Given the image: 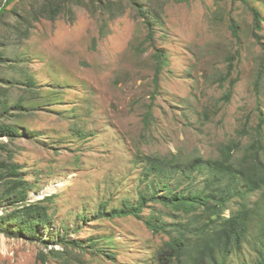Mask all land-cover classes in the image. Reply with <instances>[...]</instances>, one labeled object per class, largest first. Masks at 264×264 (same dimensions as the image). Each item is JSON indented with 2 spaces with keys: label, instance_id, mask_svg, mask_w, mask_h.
<instances>
[{
  "label": "rangeland",
  "instance_id": "rangeland-1",
  "mask_svg": "<svg viewBox=\"0 0 264 264\" xmlns=\"http://www.w3.org/2000/svg\"><path fill=\"white\" fill-rule=\"evenodd\" d=\"M6 1L0 127L17 137L0 134V215L38 203L51 218L34 236L0 234V264H156L168 235L131 215L96 217L139 192L151 195L144 156L186 163L219 158L224 145L237 144L240 159L259 140L250 157L264 165V0ZM139 10L157 20L150 40ZM193 176L172 189L204 188L205 172ZM19 180L25 201L5 196L6 183ZM258 196L234 198L225 215ZM142 208L143 219L163 213L167 223L177 221L159 202ZM260 230L259 221L248 224L225 264H264Z\"/></svg>",
  "mask_w": 264,
  "mask_h": 264
},
{
  "label": "trees",
  "instance_id": "trees-1",
  "mask_svg": "<svg viewBox=\"0 0 264 264\" xmlns=\"http://www.w3.org/2000/svg\"><path fill=\"white\" fill-rule=\"evenodd\" d=\"M241 1L246 6L249 5L246 0ZM7 2L10 0L6 1V4ZM133 2L136 4L137 1ZM249 9L259 24L262 19L259 11L253 6H249ZM3 11V7H0V14ZM139 14L145 18L147 27L149 31L151 30L147 36L150 40L154 36L152 28L157 20L149 15L148 10L144 13L139 10ZM231 30L237 37V27L232 25ZM24 34H27V28ZM153 56L157 58L159 66L162 63L166 64L167 56L164 51L157 50ZM231 65L229 64V68ZM157 68L159 70V67ZM155 77L157 80V75ZM226 96L228 98V95ZM0 134L10 138L17 137L15 130L8 127H0ZM255 144H252L240 159L234 158L237 144L224 145L219 158L204 160L197 157L186 163L172 161L165 156L146 155L143 157L142 172L145 174L143 180L147 181V186L152 190L151 195L139 192L134 199L135 202L131 198L124 199L122 207H114L108 211L106 208L102 209L96 217L114 218L131 215L142 219L153 234L168 235L171 242L159 245L160 248L154 257L156 264H225L231 253L240 248L248 224L259 221L261 230L258 236L264 237V165L253 158L257 155L251 151L260 148V141L256 140ZM201 171L206 174L204 188L172 189L173 184L193 182L195 179L193 175ZM9 176L17 174L12 170ZM6 184L8 187L4 191L5 196L10 197L17 193L18 201H25L27 184L24 181H10ZM255 192H259V196L252 207L243 202L239 210H232L229 216H225L224 212L228 210L230 203L235 202L232 201L234 198H246L248 194ZM47 199L49 198L46 197L45 200ZM148 201L169 206L174 212L173 218L177 221L167 223L163 219V213L143 219L142 207ZM47 210L46 206H40L38 203H24L19 210L0 215V234L10 237L19 232L26 238L29 234L36 235L37 225L45 224L51 218ZM180 211L188 214L185 220L178 219L180 215L177 212ZM189 234L193 236L187 240L185 236ZM67 242L63 240L62 244L65 245ZM52 252L61 254L59 250Z\"/></svg>",
  "mask_w": 264,
  "mask_h": 264
},
{
  "label": "bare ground",
  "instance_id": "bare-ground-1",
  "mask_svg": "<svg viewBox=\"0 0 264 264\" xmlns=\"http://www.w3.org/2000/svg\"><path fill=\"white\" fill-rule=\"evenodd\" d=\"M63 180H64V179H60V180H56V181L52 182V184L49 185V186L46 188V190H44V192L51 193V192L53 191V189H54V186H56V185H60V184L62 183Z\"/></svg>",
  "mask_w": 264,
  "mask_h": 264
},
{
  "label": "clouds",
  "instance_id": "clouds-1",
  "mask_svg": "<svg viewBox=\"0 0 264 264\" xmlns=\"http://www.w3.org/2000/svg\"><path fill=\"white\" fill-rule=\"evenodd\" d=\"M237 201H235V202H233V203H236ZM241 203H243V201H241ZM231 204V203H230ZM230 204H229V206H230ZM249 207H252V206H250V205H248ZM229 209V208H228ZM226 211H228V210H226ZM225 213V212H224ZM230 215V214H229ZM229 215H225V216H229Z\"/></svg>",
  "mask_w": 264,
  "mask_h": 264
}]
</instances>
